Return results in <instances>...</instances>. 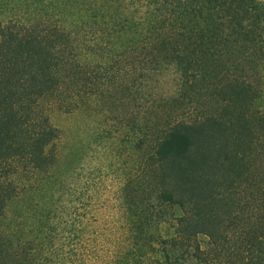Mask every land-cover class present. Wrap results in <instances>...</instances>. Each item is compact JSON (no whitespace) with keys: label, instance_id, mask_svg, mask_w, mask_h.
Segmentation results:
<instances>
[{"label":"rangeland","instance_id":"rangeland-1","mask_svg":"<svg viewBox=\"0 0 264 264\" xmlns=\"http://www.w3.org/2000/svg\"><path fill=\"white\" fill-rule=\"evenodd\" d=\"M97 57L83 53L79 59L103 67ZM198 58L203 75L179 86L182 96L167 71L146 88L137 69L127 82L113 80V71L109 77L99 73L93 91L69 95L60 107L48 106L52 98L41 103L56 137L38 165L14 159L0 171L1 248L3 253L22 250L13 264H38L41 248L48 246L51 258L58 254V264H230L236 259L238 233L251 229L256 181L260 174L264 179V58L241 51ZM235 81L248 82L258 94L243 117L245 128L222 99ZM69 102L75 104L71 109ZM180 120H205L214 135L206 145L208 164L184 178L174 164L159 162L153 150L162 130ZM197 189L199 197L193 196L200 204L194 211L160 197L173 191L187 200ZM195 212L203 224L196 228L211 234L177 242L179 232L192 229L187 220H195Z\"/></svg>","mask_w":264,"mask_h":264},{"label":"trees","instance_id":"trees-1","mask_svg":"<svg viewBox=\"0 0 264 264\" xmlns=\"http://www.w3.org/2000/svg\"><path fill=\"white\" fill-rule=\"evenodd\" d=\"M222 51L231 54L241 51L243 55L257 52L264 58V2L0 0V171L14 159L38 165L44 147L56 137L57 129L50 122L49 112L43 114L41 108L44 100L52 98L48 106L60 107L69 95L93 91L92 87L100 79L99 73L109 77L113 71V80L127 82L136 77L137 69L146 88L167 71L178 92L179 86L193 84L203 75L198 56ZM83 53L88 58L98 56L103 60L100 62L103 67L92 65L90 60L82 63L79 57ZM111 56L118 59L111 61ZM229 87L222 99L232 107L230 113L237 122L243 120L258 94L246 81L231 82ZM72 105L75 104L69 102L67 109ZM240 126L246 127L244 120ZM232 127L235 133V123ZM200 131H204L202 140H198ZM206 131L209 130L205 120L168 124L154 144L155 158L174 164L183 178L190 172L203 171L204 164H208L206 145L214 136ZM256 186L251 229L243 228L238 233L237 256L230 264H264L262 174ZM198 190H191L187 200L173 191H162L160 197L185 211L189 208L194 211L200 204L195 198L199 197ZM199 215L195 212V220H187L192 229L179 232L177 242L198 233L211 234L204 232L206 228H196L203 225L196 220ZM210 237L213 244L217 243L214 234ZM2 243L3 239L0 240V264L20 260L22 250L3 253ZM49 247L41 248L38 264H58V254L51 258L54 254Z\"/></svg>","mask_w":264,"mask_h":264}]
</instances>
